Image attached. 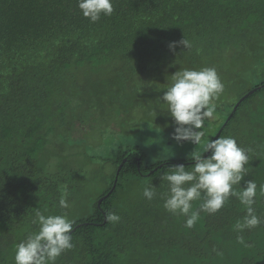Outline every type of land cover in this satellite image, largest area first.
<instances>
[{
    "label": "trees",
    "instance_id": "obj_1",
    "mask_svg": "<svg viewBox=\"0 0 264 264\" xmlns=\"http://www.w3.org/2000/svg\"><path fill=\"white\" fill-rule=\"evenodd\" d=\"M114 9L92 23L77 0H0V264H15V246L38 230L37 211L74 220L75 247L56 264H264V223L235 231L245 214L235 197L193 228L164 208L160 176L190 170L191 157L150 164L142 148L118 145L98 165L90 154L100 145L92 133L123 141L142 131L157 132L159 150L186 142L203 154L173 139L155 85L180 68L214 67L224 92L205 140L222 130L252 149L241 184L264 185V0H114ZM255 208L264 219V196Z\"/></svg>",
    "mask_w": 264,
    "mask_h": 264
},
{
    "label": "clouds",
    "instance_id": "obj_2",
    "mask_svg": "<svg viewBox=\"0 0 264 264\" xmlns=\"http://www.w3.org/2000/svg\"><path fill=\"white\" fill-rule=\"evenodd\" d=\"M77 7L92 23L99 21L102 16H111L115 10L114 0H77ZM176 43L173 42L170 47L174 48ZM179 43L185 48L191 47L186 38ZM155 87L163 91L159 98L175 125L173 139L200 145L203 153L191 154L194 163L190 170L180 164L171 166V171L160 176L162 181L167 182V192L162 194L164 208L173 215L186 217L185 227L193 228L201 212L215 214L230 198L235 197L245 212L242 221L238 220L234 225L235 231L240 233L264 223L255 208L258 196H264V185L258 186L251 179L243 186L241 184L248 174L246 165L252 149L241 147L233 136L205 140V123L214 118L218 106L216 102L224 92V84L217 70L214 67L180 68L167 77L166 83H157ZM233 115L231 113V118ZM205 153L208 155L205 156ZM238 185L241 190H237ZM142 195L152 200L157 194L153 187L146 186ZM193 201H201L198 209L193 210ZM59 207H70L66 194L61 196ZM105 219L115 223L120 217L115 213H107ZM32 223L38 226V230L29 233L15 246V264H56L65 251L75 247L71 234L74 220L66 212L45 215L37 211ZM237 240L245 243L242 236L238 235Z\"/></svg>",
    "mask_w": 264,
    "mask_h": 264
},
{
    "label": "rangeland",
    "instance_id": "obj_3",
    "mask_svg": "<svg viewBox=\"0 0 264 264\" xmlns=\"http://www.w3.org/2000/svg\"><path fill=\"white\" fill-rule=\"evenodd\" d=\"M226 113H227V110L223 111V115H225ZM113 127L117 128L115 125ZM156 134L157 132L155 131L154 132H144V131L137 132V133L131 134L129 137L123 139L122 141L120 140L121 135L111 136L108 134H105V135L101 133L99 134L97 132L92 133L91 138L95 140L96 142H98L100 145L97 146L96 144L95 147L92 149L93 151L90 154L94 157L95 164L99 165L102 163V161L104 162V159L106 156H110V155L117 156L118 155V149L116 148L118 145H124L127 147H135V148L138 147L140 149L142 148L146 152V158H145L146 161L149 162L150 164L152 163L155 164L161 160H168V159H174V158L179 159L177 156H187V158H189L191 157V154L195 152L193 148L188 146L186 142H184V144L177 143L165 151L159 150L156 146V143L159 140V138L156 137ZM75 135L77 138L82 137V133H76ZM106 142H107V145L104 146ZM76 150L78 149L76 148ZM76 150L74 149L73 153ZM207 155L208 153L205 156ZM180 158H186V157H180ZM86 161L88 160H83V162H86ZM115 168L116 167L109 166L110 170H114Z\"/></svg>",
    "mask_w": 264,
    "mask_h": 264
},
{
    "label": "water",
    "instance_id": "obj_4",
    "mask_svg": "<svg viewBox=\"0 0 264 264\" xmlns=\"http://www.w3.org/2000/svg\"><path fill=\"white\" fill-rule=\"evenodd\" d=\"M253 91H255V90H252L251 92H249L245 97H248L249 95H251V94L253 93ZM245 97H243V98L238 102L237 106L234 108V111L232 112V115L236 112L238 106H239L240 103L245 99ZM230 118H231V116L229 117V119H230ZM221 131H222V130L219 131V133L217 134L216 137H218V136L220 135ZM216 137H215V138H216ZM126 160H127V159H125V160L122 162V164H120V166H119V168H118V173H119L120 170L122 169V167H123L124 163L126 162ZM163 165H164V164H160L158 167H162ZM158 167H157L156 169H158ZM106 197H107V195L104 196L103 198H101V199L99 200V206L101 205L103 199L106 198Z\"/></svg>",
    "mask_w": 264,
    "mask_h": 264
}]
</instances>
